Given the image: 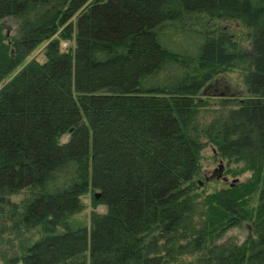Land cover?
Listing matches in <instances>:
<instances>
[{"label": "trees", "instance_id": "16d2710c", "mask_svg": "<svg viewBox=\"0 0 264 264\" xmlns=\"http://www.w3.org/2000/svg\"><path fill=\"white\" fill-rule=\"evenodd\" d=\"M88 2L0 0V84L60 27L75 44L62 51L52 39L44 62L28 61L0 88V236L20 251L3 259L168 264L195 252L190 264H264V0ZM211 22L243 26L249 45ZM185 36L194 43L177 49ZM236 66L246 97L198 99ZM203 138L252 178L204 196L198 228ZM88 190L105 211H92L89 228L71 227ZM244 220L247 240L216 244Z\"/></svg>", "mask_w": 264, "mask_h": 264}, {"label": "rangeland", "instance_id": "374dc122", "mask_svg": "<svg viewBox=\"0 0 264 264\" xmlns=\"http://www.w3.org/2000/svg\"><path fill=\"white\" fill-rule=\"evenodd\" d=\"M94 0H89L93 2ZM88 2V3H89ZM79 12L75 13L70 19V23H75ZM209 29H215L217 31H224L226 35L234 37L235 42L238 43L240 47H247L249 45V37L247 36L248 31L241 25L237 23H226V22H211L208 24ZM62 27L58 29V32L49 40L40 43L22 62V64L17 67L12 75L6 79L3 83L5 84L10 78L16 74L28 61L36 60L39 63H42L46 60V46L52 39H59L60 49L62 51L68 50L70 47H74V38L64 39L60 38V32ZM14 30L12 29L11 32ZM74 36V34H73ZM192 42L187 39V36L181 38L177 45V49H187V44ZM194 43V42H192ZM245 71L242 70L239 66H236L232 69L224 71L223 73L216 76L212 81H210L199 93L198 99L206 101L207 104L217 105L219 100L227 99L230 101L237 102L242 98L246 97V84L244 82ZM0 84V88L4 84ZM210 109H207L202 112L204 115V120L209 118ZM200 118L203 116L200 114ZM67 136H63L61 141H65ZM203 146L199 152V164L200 171L195 177L196 185L194 192L198 194L197 197L198 205L194 211L192 218L190 219L191 223L196 225L198 228L201 227L205 219V207L203 206V197L214 193L218 190L224 189L229 186V183L234 179H237L238 184L245 183L248 179L252 178V170L245 169L246 166L244 161H236L228 163L226 158H223L217 155L215 146L212 143H208L204 138L202 140ZM222 162L224 169L223 175L228 179L227 182H224L220 178H212L206 180V177L209 178L213 174L214 170L217 169L218 164ZM201 182V184H199ZM98 191L88 190L80 199L83 204V209L75 214H72L68 217L67 221L71 227L78 226H87L89 228L91 223V213L95 211L97 213H103L105 207L103 205L93 204L92 195ZM13 199L18 200L19 196L13 197ZM257 195L252 194L248 201V209L254 208L258 201ZM251 221L244 220L240 225L234 226L227 230L221 238L216 240V244H225L227 243H238L242 244L247 237L251 234ZM0 236V264H7L4 259L11 260L15 254H20L18 249V242L12 240L10 233H2ZM11 239V240H10ZM185 243V240L181 241ZM1 255H4L5 258ZM197 253H184L181 254L176 261L170 262L168 264H190L195 259ZM21 264V263H17Z\"/></svg>", "mask_w": 264, "mask_h": 264}, {"label": "water", "instance_id": "95a60500", "mask_svg": "<svg viewBox=\"0 0 264 264\" xmlns=\"http://www.w3.org/2000/svg\"><path fill=\"white\" fill-rule=\"evenodd\" d=\"M71 130H72V128L70 129V131ZM223 169H224V166H223L222 162H220L218 164L217 169L214 170L213 174H211V176L209 178L206 177V180H209L212 178H220L224 182H227L228 179L223 175ZM199 184H201V182H199ZM236 185H238L237 179H234L232 182L229 183V186H236ZM94 195H95V198H98L100 196V193L96 192Z\"/></svg>", "mask_w": 264, "mask_h": 264}]
</instances>
